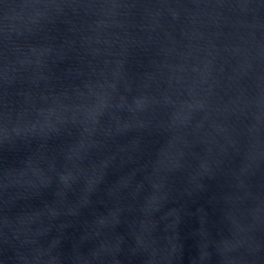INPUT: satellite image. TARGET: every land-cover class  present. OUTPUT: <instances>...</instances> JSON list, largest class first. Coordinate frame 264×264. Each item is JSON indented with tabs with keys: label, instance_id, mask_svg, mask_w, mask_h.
<instances>
[{
	"label": "water",
	"instance_id": "water-1",
	"mask_svg": "<svg viewBox=\"0 0 264 264\" xmlns=\"http://www.w3.org/2000/svg\"><path fill=\"white\" fill-rule=\"evenodd\" d=\"M0 264H264V0H0Z\"/></svg>",
	"mask_w": 264,
	"mask_h": 264
}]
</instances>
